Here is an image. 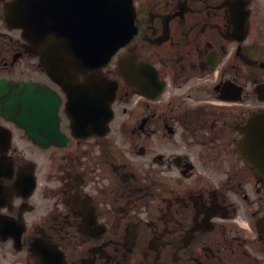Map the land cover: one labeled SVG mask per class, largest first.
<instances>
[{
    "label": "flooded vegetation",
    "instance_id": "af4514ba",
    "mask_svg": "<svg viewBox=\"0 0 264 264\" xmlns=\"http://www.w3.org/2000/svg\"><path fill=\"white\" fill-rule=\"evenodd\" d=\"M14 1L0 81L41 83ZM134 3L137 34L96 72L110 120L74 125L52 81L65 144L0 115V264H264V0Z\"/></svg>",
    "mask_w": 264,
    "mask_h": 264
},
{
    "label": "water",
    "instance_id": "95a60500",
    "mask_svg": "<svg viewBox=\"0 0 264 264\" xmlns=\"http://www.w3.org/2000/svg\"><path fill=\"white\" fill-rule=\"evenodd\" d=\"M135 17L133 0H19L11 13L12 21L23 26L29 37L41 32V62L59 83L72 78L71 67L105 64L135 34ZM2 92L6 88H0ZM7 93L11 94L0 101V113L24 127L35 141L41 142L37 137L41 131L63 141L59 100L49 88L14 84ZM103 110L107 114V107Z\"/></svg>",
    "mask_w": 264,
    "mask_h": 264
},
{
    "label": "rangeland",
    "instance_id": "374dc122",
    "mask_svg": "<svg viewBox=\"0 0 264 264\" xmlns=\"http://www.w3.org/2000/svg\"><path fill=\"white\" fill-rule=\"evenodd\" d=\"M41 75H42V71H41Z\"/></svg>",
    "mask_w": 264,
    "mask_h": 264
}]
</instances>
